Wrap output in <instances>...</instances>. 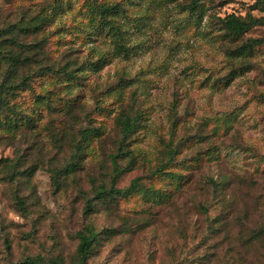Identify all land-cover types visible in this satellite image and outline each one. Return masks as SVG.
Returning <instances> with one entry per match:
<instances>
[{"label":"rangeland","instance_id":"rangeland-1","mask_svg":"<svg viewBox=\"0 0 264 264\" xmlns=\"http://www.w3.org/2000/svg\"><path fill=\"white\" fill-rule=\"evenodd\" d=\"M190 1L0 0V30L48 18L19 39L41 47L14 96L32 128L0 127V264H74L85 225L103 233L85 264H264V42L235 54L264 23L230 42L218 21L264 14ZM115 3L102 23L93 6ZM68 61L72 79L57 73ZM122 110L138 125L121 146ZM119 147L115 188L140 187L97 200Z\"/></svg>","mask_w":264,"mask_h":264},{"label":"trees","instance_id":"trees-1","mask_svg":"<svg viewBox=\"0 0 264 264\" xmlns=\"http://www.w3.org/2000/svg\"><path fill=\"white\" fill-rule=\"evenodd\" d=\"M182 6L184 9L193 13L201 9V0H191ZM254 6L255 9L264 14V0L257 1ZM93 8L102 23H107L108 16L116 15L122 10V7L118 3L110 5L100 4L93 6ZM47 19L45 15L39 13L28 20L19 21L0 30V127L6 129L8 133L10 131L19 132L23 128H32V116L20 109L14 101V96L18 91L28 90L33 78L39 75L37 71H34L33 67L39 65L41 47L40 44L37 45L36 43H22L19 39L20 37H30L41 33L42 25L47 22ZM218 21L222 38L232 42L242 39L253 27L262 25L264 23V15L259 17L253 16L252 14L237 16L231 13L222 18H218ZM262 42H264V36L247 39L236 48L235 54L238 56L243 55L254 45H259ZM49 70L53 71V69ZM58 70L57 73L63 75L66 79L74 78L76 73L74 63L71 61L59 67ZM137 116L135 112L129 113L124 110L120 112V116L117 118V124L121 134V146L135 131L138 125ZM89 133L90 131L88 129L81 132L83 140L87 138ZM129 154V150L123 151L119 147L116 153L111 155L110 160L113 176L110 180V186L108 188L101 186L95 190L94 193L97 200L104 201L105 199H113L116 195L127 196L138 190L140 187L138 178L131 180L128 187L124 189L115 188L116 179L122 172V169L117 165L116 158L118 155L129 156ZM131 160L129 158V161ZM12 169H16V166H13ZM17 204L21 207L23 206L19 199H17ZM105 232L108 238L113 235L112 231ZM262 233L264 234V229ZM101 234L103 233L96 231L91 225H85L76 233L78 242L75 250L76 262L74 264L86 263L93 245L99 241ZM19 264H42V261L27 257ZM54 264L62 263L55 261Z\"/></svg>","mask_w":264,"mask_h":264}]
</instances>
